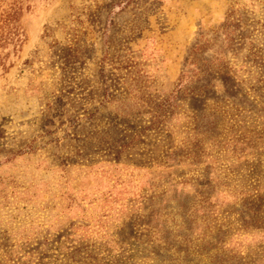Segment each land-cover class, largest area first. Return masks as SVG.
<instances>
[{
    "label": "rangeland",
    "instance_id": "1",
    "mask_svg": "<svg viewBox=\"0 0 264 264\" xmlns=\"http://www.w3.org/2000/svg\"><path fill=\"white\" fill-rule=\"evenodd\" d=\"M0 264H264V0H0Z\"/></svg>",
    "mask_w": 264,
    "mask_h": 264
}]
</instances>
